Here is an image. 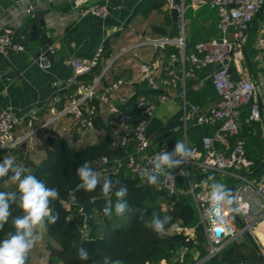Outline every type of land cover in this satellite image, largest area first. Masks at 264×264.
Returning <instances> with one entry per match:
<instances>
[{
    "label": "built area",
    "instance_id": "built-area-1",
    "mask_svg": "<svg viewBox=\"0 0 264 264\" xmlns=\"http://www.w3.org/2000/svg\"><path fill=\"white\" fill-rule=\"evenodd\" d=\"M31 1L39 5L45 0ZM70 1H78L79 5L82 4V0ZM26 3V0L22 2L25 7L24 12L31 15L33 5ZM167 3L169 8L178 7L182 14V24L185 0H181V4L172 0H167ZM200 5H206L216 11L217 28L221 34L219 40L210 39L197 43L190 52L186 53L184 37L153 40L139 36L135 43L121 51V54L130 51L134 57H137L136 50L146 46L163 49L165 46L173 45L180 49V58L174 55L169 57L171 63H178L180 71L170 67L163 76H159L154 65L139 66L140 81L144 83L150 95L140 94V91L133 87V81L124 79L112 81L103 88V95H98L100 82L110 71L114 59L107 61L102 67L100 78L99 76L94 78L89 84L80 81V77L91 73L99 65L103 53V48L99 47L92 59H74L69 62L70 75L64 87L57 86L56 82L53 83L57 90L48 101L47 117L44 121L38 122L35 113L22 116H16L10 111L0 113V153L10 155L19 145L31 142L35 133L52 128L54 124L66 118L71 119L75 127L80 130L93 132L96 129L98 108L105 106L110 117L111 148L127 150L133 145V151L128 152L125 157L112 161L107 157H101L95 163V171L100 178H105L116 176L122 169H126L144 183L146 179L140 176L141 169H151L153 158L162 150L168 151L165 146L153 148L146 135V129L156 111V104L152 98L160 105L166 104L172 98L168 92L180 84L183 87L180 97L183 105L184 129L186 130L188 123L191 122L195 127L211 128L212 133L200 139V146L188 148L191 150L188 162L180 168L172 169L171 178L160 176L154 187L156 191L164 193L165 198L168 199L179 193L178 179L183 177L187 179V193L194 201L200 219L198 225L202 227V234L208 243L207 260L218 255L229 243H242L241 238L247 233L264 264V250L260 246V237L257 233L264 223V182L258 185L250 179V176L255 174L252 171L254 160L246 156L244 140L235 138L240 133L242 125L240 109L244 105L248 106L249 112L244 120L245 123L262 121L264 124V81H258L254 77L253 80L241 77L247 66L245 45L248 29L264 5V0H193L189 7L197 8ZM79 13L82 17L91 15L103 19L108 14V7L99 3L82 5ZM229 28L232 29L230 33ZM259 46L264 50V27L263 39L259 40ZM23 51V46L14 43L11 32L0 24V60L8 57L11 52ZM206 68L210 70L209 77L218 99L212 107L202 111L198 106L190 105L186 101L184 87L187 80L196 79L197 73ZM235 73L241 76L235 78ZM129 109L132 112H129ZM21 123L25 124L26 132L14 137V130ZM59 132L67 133L68 130L62 126ZM209 172L214 173L215 180L223 183L227 190L231 186L234 187L232 207L225 204L222 208L213 209L209 188L212 181L194 183L190 180L191 174ZM225 178L231 181L230 185H225ZM73 200L70 195L66 206L69 207ZM233 213L239 221L235 219ZM216 230H220L218 235ZM167 233L184 235L195 245L198 244L196 228L184 226L180 221L173 222L168 227ZM184 253L185 251L179 255V263H182ZM151 264L167 263L158 261Z\"/></svg>",
    "mask_w": 264,
    "mask_h": 264
},
{
    "label": "crops",
    "instance_id": "crops-1",
    "mask_svg": "<svg viewBox=\"0 0 264 264\" xmlns=\"http://www.w3.org/2000/svg\"><path fill=\"white\" fill-rule=\"evenodd\" d=\"M23 1L0 0V24L11 32L13 42L24 48L23 52H11L8 57L0 60V113L10 111L16 116L35 113L38 116V122L44 121L47 117L46 106L48 101L57 90L53 83L56 82L57 86L64 87L70 75L69 62L74 59H92L99 47L103 48L105 41L109 42V57L104 58L103 51L99 66L104 67L106 62L111 59H114V63L100 82L98 95H103V88L116 79L133 81V87L140 92L147 90L144 83L140 81L139 66L141 64L154 65L156 74L159 76H163L166 69L170 67L180 71L178 63H171L169 58L171 55L179 58L181 56L180 49L173 45L165 46L163 49L154 46L142 47L136 50L137 57H134L130 51L121 54V51L135 43L139 36L153 40L169 37L171 21L170 25L167 26L166 15L169 16L170 20V8L167 0L162 1L161 10H151L149 13H143L139 8L145 0H82L80 5L78 1L72 2L70 0H45L39 5L33 4L31 0H26V4L33 5L31 15L25 14ZM159 1L161 0H151L150 3L154 5ZM172 1L181 4V0ZM192 1L190 0V2ZM94 3L108 7V14L105 18L100 19L91 15L82 17L80 15L79 8L82 5ZM187 5L189 7V4L185 3V8ZM188 9L190 10L189 18L186 22L183 18L181 24L184 39L188 44L195 45L208 41L220 34L217 28L218 17L214 10L206 5H200L197 8L189 7ZM36 13L41 15L44 36L52 41L51 51L54 60L48 66H42L33 56L34 52L40 48L38 40H30L32 37L30 36L31 25ZM194 24L197 25L198 29H192ZM263 27L264 5L248 29L245 45V56L248 62L244 69L245 73L242 76L235 73V78L241 76L253 80L254 77L258 81H264V50L259 46V40L263 39ZM159 29L161 30L159 31ZM164 30L167 32L166 35L161 32ZM175 35L173 39L179 37L178 34ZM147 47H153V50L150 51ZM252 62L259 64L256 74L252 73L250 67ZM209 72L210 70H202L197 74L194 85L191 84L192 91L198 92L205 87L210 79ZM82 77L79 80L83 82ZM190 81L185 82V99L188 98L186 87ZM129 89L128 87L127 90ZM182 89V85L179 84L175 89L168 92L172 96L170 103L160 105L152 98L156 104V111L146 129V135L153 148L165 146L168 152H172L177 141H183L187 148L200 146V139L204 136H210L212 133L211 128L195 127L193 123H189L186 130L184 129L183 105H181L182 99L180 97ZM64 92L62 94L66 95ZM186 101L194 106L189 99ZM215 102L216 100L208 101L204 107L196 106L202 111H206ZM96 121L99 126L101 125L100 122L102 125L107 122L110 124V117L107 115L105 106H99ZM170 123L172 124L169 125ZM35 124L37 125V122ZM62 126L67 128V133L59 132ZM51 129L58 131L61 137L76 147H80L85 142L94 143L104 135L102 128H96L93 132L80 130L69 118L54 124ZM26 130L25 124L21 123L15 128L13 135L19 137ZM47 130L35 133L31 142L19 145L8 156L0 153V163L9 156L23 168L28 163L26 160L39 161L44 156ZM261 132L264 136L263 127ZM128 150L132 152L133 145ZM258 236L260 237V246L264 250V223L259 227ZM196 253L197 255L193 254L192 256L198 260L199 252L196 251ZM39 254H41L40 251L38 252L35 248L32 249L30 255L33 263L46 264L47 257L41 255L40 259Z\"/></svg>",
    "mask_w": 264,
    "mask_h": 264
},
{
    "label": "trees",
    "instance_id": "trees-1",
    "mask_svg": "<svg viewBox=\"0 0 264 264\" xmlns=\"http://www.w3.org/2000/svg\"><path fill=\"white\" fill-rule=\"evenodd\" d=\"M163 0L157 4L145 0L141 5V12L149 13L151 10H161ZM190 4V0H185ZM167 26L170 25L169 16L166 15ZM161 29H159L160 31ZM163 35L167 32L161 31ZM174 34L171 38L175 37ZM194 45L188 44L185 40V52L188 53ZM103 57H109V42L105 41L103 46ZM98 65L91 73L84 75L81 79L89 84L101 73ZM204 70H209L208 68ZM202 71V70H201ZM199 73V72H198ZM197 73V74H198ZM188 81V80H187ZM192 81V82H191ZM187 84L186 96L192 104L204 107L208 101H217V94L211 79L200 91H192L191 84ZM186 84V83H185ZM191 90V92H190ZM140 94L150 95L148 90L139 92ZM186 99V100H187ZM205 104V105H204ZM129 112H132L129 109ZM100 126L95 121V128H102L104 135L94 143H83L80 147L71 145L67 139L57 134V131L49 128L47 130L46 146L44 156L39 161H29L25 169L30 170L39 180L43 181L47 187L56 188L60 193V198L51 202L50 207L59 219L56 224L47 225L44 232L46 244V264H102L105 256L112 260H120L121 264H151L153 262L164 261L170 264H195L198 260L207 255V251L199 248L198 233H202V227L198 225V214L192 197L187 193L188 181L186 178H179L177 181V193L172 198H165V194L156 191L154 185L142 182L140 178L132 176L128 170L122 169L116 176L100 178L94 192H87L79 187L80 180L77 176V169L86 161L91 162V167L95 170V163L101 157H107L110 161L125 157L129 150L122 148H111L109 122ZM241 125L240 133L235 137L244 140L246 156L252 145L261 143V127L254 125L251 127ZM254 124H259L255 123ZM234 140H232L233 142ZM259 159H254L255 171L264 161V152L258 150ZM180 168V166H179ZM259 172V171H258ZM257 172V173H258ZM256 174V173H255ZM215 177L212 172L206 174H191L190 180L201 182L208 180V177ZM106 179L115 185L114 192L121 186L128 189L125 200L129 210L122 217L113 215L111 219L106 217L102 209L105 205V197L101 191ZM119 181L117 184L116 182ZM17 186L11 181L0 180V191H17ZM78 201H92L91 216L87 224L84 223L83 215L79 214V207L70 204L66 206L69 196ZM115 195L112 196L113 204L116 201ZM162 205H165L164 207ZM12 217L9 222L0 229V239L5 238L8 232L14 231L12 219L22 215L21 210L13 205ZM141 213L144 219H140ZM153 213L171 217L165 225V232L162 236L155 233L152 229L145 227V220H148ZM176 221H180L184 226L195 227L198 244L184 235H169L168 227ZM256 254L257 249L253 243ZM85 248L89 252L88 260H81L78 256L79 248ZM184 253L182 263L178 262L179 255ZM199 252V259L193 258V252ZM44 256V255H43ZM26 264H34L29 253ZM202 264H263L261 257L257 254L251 255L250 246L242 243H229L218 255L210 258Z\"/></svg>",
    "mask_w": 264,
    "mask_h": 264
},
{
    "label": "clouds",
    "instance_id": "clouds-1",
    "mask_svg": "<svg viewBox=\"0 0 264 264\" xmlns=\"http://www.w3.org/2000/svg\"><path fill=\"white\" fill-rule=\"evenodd\" d=\"M191 150L187 148L183 141H177L172 152L162 150L152 160L151 169H141L140 176L146 179L150 185H156L160 176L172 177V169H175L188 162ZM77 176L80 180L79 187L87 192H94L100 183L98 172L93 170L91 162H84L77 169ZM0 180L11 181L17 186V191H0V229L9 222L12 217V207H18L22 215L12 219L14 231L8 232L5 238L0 239V264H26L28 255L42 238V233L47 231V225L56 224L59 216L50 207L52 201L60 198V193L56 188H49L35 175L17 164L9 156L0 163ZM210 198L213 209L222 208L225 204H230L231 194L223 183L217 182L215 177L209 176ZM117 184L119 181L116 182ZM207 183V182H206ZM115 185L106 179L102 186V193L105 197L103 214L111 219L113 211L116 216L122 217L129 210L125 200L128 189L121 186L114 192ZM117 198L113 204L112 196ZM140 219H144L141 213ZM171 217L153 213L145 220V227L152 229L162 236L165 232V225L169 223ZM81 260L89 259L87 249L81 247L78 250ZM102 264H121L120 260H112L105 256Z\"/></svg>",
    "mask_w": 264,
    "mask_h": 264
},
{
    "label": "water",
    "instance_id": "water-1",
    "mask_svg": "<svg viewBox=\"0 0 264 264\" xmlns=\"http://www.w3.org/2000/svg\"><path fill=\"white\" fill-rule=\"evenodd\" d=\"M169 14H170L171 28H170L168 36L171 37L173 34H178L180 38H183L184 37L183 27L181 25L182 14L180 13V10L178 9V7L174 6L170 8ZM42 28H43V22L41 21V15L39 13H36L34 14V22L31 25L30 36L32 37H30V40H34V41L38 40L40 43V48L34 52L33 56L35 57L36 60L40 62L42 66H48L54 60L52 51H51L52 41L51 39L44 36ZM246 61L248 62L247 59ZM98 78H100V76ZM262 168H264V161L254 171V173L260 171ZM233 189H234L233 186H231L228 189V192L231 194V200H232ZM72 204L79 207V214L83 215L84 223L87 224L91 216L92 201L91 200L78 201L74 199ZM229 205L230 207H232V202ZM233 215L235 219L239 221L238 218L236 217V214L233 213ZM216 233L218 235L220 233V230H216ZM245 235L249 239V241L252 243L250 236L247 233ZM208 257L209 255H206L201 261L197 262L196 264H202V262L206 261Z\"/></svg>",
    "mask_w": 264,
    "mask_h": 264
},
{
    "label": "rangeland",
    "instance_id": "rangeland-1",
    "mask_svg": "<svg viewBox=\"0 0 264 264\" xmlns=\"http://www.w3.org/2000/svg\"><path fill=\"white\" fill-rule=\"evenodd\" d=\"M189 7H188V5H187V7L185 8V11H184V16H183V18H184V20H185V22L188 20V18H189V15H190V10L188 9ZM216 12V11H215ZM257 23H258V21H257ZM197 25L196 24H194L193 25V27H192V29L193 30H196V29H198L197 27H196ZM208 30H211V29H208ZM231 28H229V33L231 32ZM220 37H221V34H219V35H217L215 38H213V39H217V40H219L220 39ZM147 48H149V50L151 51V50H153V47H147ZM138 53H141V52H139L138 51ZM258 63H254V62H252L251 63V70H252V73L253 74H256L257 73V71H258V69H259V67H258ZM264 92V91H263ZM170 103V102H169ZM182 105V104H181ZM263 105H264V93H263ZM240 111H241V116H240V121H241V123L244 125V126H249L250 124H248V123H245V119L248 117V106H246V105H244L241 109H240ZM263 115H264V112H263ZM189 123H191V122H189ZM188 123V124H189ZM172 123H170L169 125H171ZM254 125H257V126H259V127H263L264 128V124L262 123V121H260L259 122V124H254V122H251V127L252 126H254ZM261 138H262V134H261ZM262 140L263 141H261V143L259 142L257 145H252L251 147H250V150H249V156L254 160H257V159H259V155L257 154L258 153V150L260 151V153H263L264 152V136H263V138H262ZM250 179L252 180V181H254V183H256V184H261V183H263L264 182V168H262L258 173H256V174H254V175H252V176H250ZM224 182H225V185H230V183H231V181L228 179V178H225L224 179ZM198 222L200 223V219H199V217H198ZM44 232L42 233V238H41V240L37 243V245L34 247L38 252L40 251V253L41 254H39L40 255V259H41V255L43 256H46V244H45V240H44ZM198 240H199V242H200V247L199 248H201V249H204L205 251H207L208 250V243H207V240L204 238V235H202V233H198ZM196 240H197V236H196ZM241 241L245 244V245H247V246H250V248H251V255L252 256H254V255H257L256 254V251H255V249H254V247L252 246V244H251V242L249 241V239L246 237V235H244L242 238H241ZM193 254H195V255H197V253H196V251H194L193 252ZM199 261V260H198ZM197 261V262H198ZM55 264H60V263H57V262H55ZM168 264V263H167ZM170 264V263H169Z\"/></svg>",
    "mask_w": 264,
    "mask_h": 264
},
{
    "label": "bare ground",
    "instance_id": "bare-ground-1",
    "mask_svg": "<svg viewBox=\"0 0 264 264\" xmlns=\"http://www.w3.org/2000/svg\"><path fill=\"white\" fill-rule=\"evenodd\" d=\"M258 233V232H257Z\"/></svg>",
    "mask_w": 264,
    "mask_h": 264
}]
</instances>
